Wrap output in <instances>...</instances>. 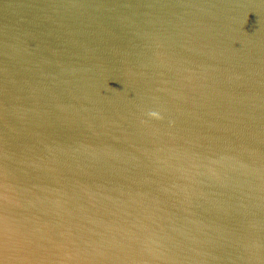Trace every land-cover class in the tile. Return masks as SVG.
<instances>
[{
    "label": "water",
    "instance_id": "1",
    "mask_svg": "<svg viewBox=\"0 0 264 264\" xmlns=\"http://www.w3.org/2000/svg\"><path fill=\"white\" fill-rule=\"evenodd\" d=\"M0 264H264V0H0Z\"/></svg>",
    "mask_w": 264,
    "mask_h": 264
},
{
    "label": "clouds",
    "instance_id": "2",
    "mask_svg": "<svg viewBox=\"0 0 264 264\" xmlns=\"http://www.w3.org/2000/svg\"><path fill=\"white\" fill-rule=\"evenodd\" d=\"M151 115L154 116V117H159L160 114L157 113V112H152Z\"/></svg>",
    "mask_w": 264,
    "mask_h": 264
}]
</instances>
